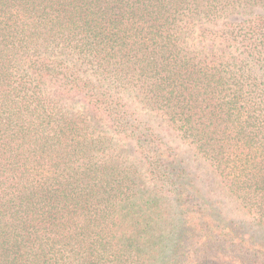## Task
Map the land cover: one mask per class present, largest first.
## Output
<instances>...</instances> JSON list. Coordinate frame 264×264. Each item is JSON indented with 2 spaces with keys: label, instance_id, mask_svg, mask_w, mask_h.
<instances>
[{
  "label": "trees",
  "instance_id": "trees-1",
  "mask_svg": "<svg viewBox=\"0 0 264 264\" xmlns=\"http://www.w3.org/2000/svg\"><path fill=\"white\" fill-rule=\"evenodd\" d=\"M255 9L264 0H0V264H264Z\"/></svg>",
  "mask_w": 264,
  "mask_h": 264
},
{
  "label": "rangeland",
  "instance_id": "rangeland-1",
  "mask_svg": "<svg viewBox=\"0 0 264 264\" xmlns=\"http://www.w3.org/2000/svg\"><path fill=\"white\" fill-rule=\"evenodd\" d=\"M255 12H260L261 14L264 15V10L261 9H255ZM247 16V15H246ZM230 18H236V19H240L241 15H232ZM143 119H146V116L143 117ZM159 121L160 119L156 118L152 123L154 125V127L156 128V130H160L162 129V127L164 126L163 124L159 125ZM162 133H165V130H162ZM163 138L165 140H167L169 142V144L172 147H175L177 150H179L180 152L183 151H188L185 153V156H187V158L189 159V164L191 169H193L198 175H200L202 177V179L204 180V182H199L201 184V187H206V185H208V189H212L214 190L213 192V196L217 197L218 199L221 200L222 205L224 207V210L227 212L228 215H230L232 218L235 219H245L234 207L233 203L227 198L224 197V194L220 191L217 182L215 180V178L210 175V172L208 170V165L203 162L202 160L196 158H193L191 156H189V149L188 147L176 136L172 135H165L163 136ZM129 144V143H128Z\"/></svg>",
  "mask_w": 264,
  "mask_h": 264
}]
</instances>
